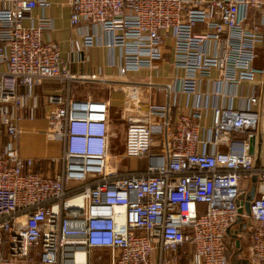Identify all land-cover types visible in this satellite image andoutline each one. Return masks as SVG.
I'll list each match as a JSON object with an SVG mask.
<instances>
[{
  "label": "built area",
  "instance_id": "built-area-1",
  "mask_svg": "<svg viewBox=\"0 0 264 264\" xmlns=\"http://www.w3.org/2000/svg\"><path fill=\"white\" fill-rule=\"evenodd\" d=\"M47 4L0 0L8 137L0 142V264H92L96 251L109 252L107 264H231L227 232L240 215L253 222L250 262L264 264V122L255 85L264 73L256 64L264 0H68L71 24L87 28L75 41L79 60L84 48L105 46L121 76L158 71L171 41L174 81L154 85L194 98L184 107L144 103L141 83L118 81L128 89L124 156L146 159L145 168L122 172L107 170L110 103L72 98L80 78L60 44L45 38L54 21L33 17ZM47 83L55 85L45 97L48 137L62 142L54 174L35 171L41 160L16 146L19 112L35 117L37 88Z\"/></svg>",
  "mask_w": 264,
  "mask_h": 264
},
{
  "label": "crops",
  "instance_id": "crops-1",
  "mask_svg": "<svg viewBox=\"0 0 264 264\" xmlns=\"http://www.w3.org/2000/svg\"><path fill=\"white\" fill-rule=\"evenodd\" d=\"M49 5L38 6L33 11L35 20L42 15L50 16L54 21V28L45 32L47 40H53L60 44L62 56L70 61V70L79 76V80L74 82L77 88L80 84H91L98 91H103L98 97L93 94L73 91L72 98L76 99H96L104 100L111 105V121L110 131L112 135L126 133L127 116L123 114V107L128 89L118 88V82H115V76H120L123 81L139 82L138 96L144 103H167L175 102L178 105L186 106L194 101L193 96L180 94L176 92L168 93L165 89H159L154 84H169L172 83L175 75V69L170 54L172 42L169 41L167 49V61L162 62L161 68L158 71L149 72L147 70L132 71L128 75L121 76L117 69L110 65L112 52L105 46H95L84 48L79 60L75 50V41L80 39L81 35L86 32V27H75L71 24V7L68 0H46ZM30 24V20H26ZM258 59L256 64L264 68V44L258 48ZM4 65H0V69H4ZM181 73V72H180ZM261 102L257 107L262 115L264 122V73L258 74L255 79ZM54 84L47 83L44 86L37 88V94L40 98V108L37 109L35 117L30 118L25 110L19 112L20 119L18 120L21 134L16 141V146L23 157L40 159L41 164L35 166V171H41L45 174H54L55 170L61 168L56 167L53 171L52 161L61 156L62 142L53 140L48 137L49 120L47 118V110L45 97L50 92L54 91ZM212 88L213 84H203V88ZM107 90V93H106ZM96 93V92H94ZM106 93V94H105ZM242 100L236 98L235 105L242 106ZM211 114V113H210ZM209 114V118H210ZM211 119H209L210 121ZM121 130V131H120ZM0 142L7 143L8 137L2 124L0 116ZM142 160V159H141ZM200 209H205L204 204L199 205ZM253 230V224L247 227H242L238 222L232 226L227 232L226 242L233 245V252L239 249L241 260L249 259V236ZM238 264H242L238 261Z\"/></svg>",
  "mask_w": 264,
  "mask_h": 264
},
{
  "label": "rangeland",
  "instance_id": "rangeland-1",
  "mask_svg": "<svg viewBox=\"0 0 264 264\" xmlns=\"http://www.w3.org/2000/svg\"><path fill=\"white\" fill-rule=\"evenodd\" d=\"M115 82L120 81L122 78L118 75L115 77ZM74 86V85H73ZM97 86V85H95ZM95 86L88 84H80L76 88L75 86L73 87V91L76 92H82V93H90L93 94L94 97H98L99 94L97 93H102L103 91H98L95 89ZM96 92V93H94ZM107 93V90H106ZM105 93V94H106ZM121 131V130H120ZM124 130H122V134H117V135H112V146L111 150L109 153V165L112 167V169H117L119 172L126 171V170H138V169H143L146 167V159H139V158H127L124 156V148H125V141H126V133L124 135L123 133ZM58 166H60L58 164ZM56 168L55 163L52 164L51 169L54 171ZM56 171V170H55ZM54 171V172H55ZM242 227H247L249 224H253L252 219L249 217H244L240 215L238 221H237ZM239 253V249H236V251L232 252L231 256V264H238L240 261L242 264H251L250 259L246 260H241ZM98 256H102L103 260H100ZM104 263L107 264L109 262V252L108 251H103V252H94L92 255V264H98V263ZM184 264V263H183Z\"/></svg>",
  "mask_w": 264,
  "mask_h": 264
},
{
  "label": "water",
  "instance_id": "water-1",
  "mask_svg": "<svg viewBox=\"0 0 264 264\" xmlns=\"http://www.w3.org/2000/svg\"><path fill=\"white\" fill-rule=\"evenodd\" d=\"M251 153H253L254 152V146L252 145V147H251ZM256 180V177L254 178V181ZM255 196V189H253L251 192H250V194L247 196V200H246V202H245V210H246V212H247V214L248 215H250L251 214V203H250V201L253 199V197ZM244 211V208H240V212H243Z\"/></svg>",
  "mask_w": 264,
  "mask_h": 264
},
{
  "label": "bare ground",
  "instance_id": "bare-ground-1",
  "mask_svg": "<svg viewBox=\"0 0 264 264\" xmlns=\"http://www.w3.org/2000/svg\"><path fill=\"white\" fill-rule=\"evenodd\" d=\"M107 170L111 171V170H114V169H112V167L108 164ZM73 204L81 205L82 204V198L74 201ZM77 256H78V260L79 261H83L85 259V255L83 253H79Z\"/></svg>",
  "mask_w": 264,
  "mask_h": 264
}]
</instances>
